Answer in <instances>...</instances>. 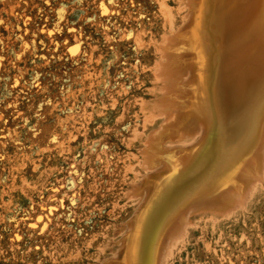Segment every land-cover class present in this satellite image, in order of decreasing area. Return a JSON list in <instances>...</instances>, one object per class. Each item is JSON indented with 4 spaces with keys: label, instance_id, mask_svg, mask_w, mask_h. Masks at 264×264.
<instances>
[{
    "label": "rangeland",
    "instance_id": "rangeland-1",
    "mask_svg": "<svg viewBox=\"0 0 264 264\" xmlns=\"http://www.w3.org/2000/svg\"><path fill=\"white\" fill-rule=\"evenodd\" d=\"M187 1L0 0V264L113 256L162 121L149 109L161 47ZM192 221L165 264H264V177L244 206Z\"/></svg>",
    "mask_w": 264,
    "mask_h": 264
},
{
    "label": "bare ground",
    "instance_id": "bare-ground-1",
    "mask_svg": "<svg viewBox=\"0 0 264 264\" xmlns=\"http://www.w3.org/2000/svg\"><path fill=\"white\" fill-rule=\"evenodd\" d=\"M187 5L181 28L158 43L166 84L149 109L162 121L141 155L148 172L132 190L140 204L102 264H131L140 225L135 256L147 262L134 263L165 264L195 214L244 206L264 177V0Z\"/></svg>",
    "mask_w": 264,
    "mask_h": 264
}]
</instances>
